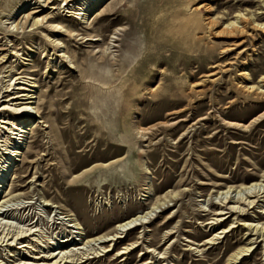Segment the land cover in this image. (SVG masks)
<instances>
[{
  "label": "rangeland",
  "instance_id": "rangeland-1",
  "mask_svg": "<svg viewBox=\"0 0 264 264\" xmlns=\"http://www.w3.org/2000/svg\"><path fill=\"white\" fill-rule=\"evenodd\" d=\"M70 1L0 0V104L16 93L5 92L6 76L30 75L40 86L36 102L42 118L29 128L22 155L12 158L9 189L36 203V218L44 216L40 203L46 200L77 216L89 236L110 233L144 208L139 199L145 164L156 196L169 190L181 195L146 233L137 229L119 244L118 249L142 235L143 245L127 264L139 263L147 246L158 252L168 248V258L156 264H227L250 243L251 255L242 264H264V237L238 225L216 245L201 247L200 253L186 251L214 236L205 227L213 213L203 212L211 208V193L258 181L264 171V117L251 124L264 114V98L241 88L244 71L255 83L264 75V30L252 25L264 23V0H103L84 21L66 6ZM199 5L210 10L197 16L196 34L188 26L189 12ZM238 13L246 17L247 33L229 40L209 35L205 16L217 20L215 33ZM36 20L41 23L33 26ZM57 25L63 33L56 32ZM51 39L63 47L55 50ZM58 54L68 57L62 67ZM226 122L247 127L230 128ZM2 128L0 155L11 148L7 143L13 137ZM139 128L151 130L148 141L136 134ZM111 161H116L111 171L98 168L71 181L74 174ZM32 179L36 183L30 184ZM110 191L119 198L99 205L100 194L109 198ZM259 210L248 215L264 219ZM234 219L225 220L223 228ZM171 230L176 233L168 243Z\"/></svg>",
  "mask_w": 264,
  "mask_h": 264
},
{
  "label": "bare ground",
  "instance_id": "bare-ground-1",
  "mask_svg": "<svg viewBox=\"0 0 264 264\" xmlns=\"http://www.w3.org/2000/svg\"><path fill=\"white\" fill-rule=\"evenodd\" d=\"M101 1L103 0H71L66 6L71 7L69 10H74L75 15H82L83 20L84 17L91 12L92 8L100 4ZM204 8L209 12L210 7L204 5H199L194 11L190 10L189 12L190 23L188 26L190 30L196 34L200 30L196 18ZM245 18L246 17L241 13H238L232 21L223 24L221 31L212 33V28L217 24V20L205 16V22H207L205 24L206 30L210 33L209 35H213L215 38L227 40L234 39L238 35H242L246 32V27L244 25ZM76 19L79 18L76 17ZM40 23L39 20H36L33 26H38ZM252 25L256 29L264 30V23L256 24L252 22ZM53 28L57 30L56 32L63 33L62 30L64 28L60 25L54 26ZM91 41L98 42L100 40L95 39ZM50 42L55 46V50L57 51L63 47L60 45L58 39H51ZM65 55L66 54H58L57 59H60V61H57V65L59 67L62 63L67 62L66 59H68V57ZM70 67L75 69L74 66ZM212 75L214 74L209 76ZM241 75H243L244 83H246L241 86L243 91L256 96L257 99H263L264 75L261 76L257 83L254 82V78L249 72L244 71ZM7 78L8 80L5 83L8 85L5 86V92L10 93L11 91H16V93L0 104L4 105L0 112L2 116L0 124L4 125L2 129H7L8 134L13 136L10 137L11 144L10 141L7 143L11 148L5 149V152L0 155V264H89L93 261L96 263L101 262L103 259H110V261L121 259V263L127 264L129 256L143 245V242L141 243L140 241L142 235L139 240L130 244H125L120 249L117 248L119 244L126 243L129 234L137 229H143V232L146 233L148 230L147 225H150L152 220L155 221L154 218L158 217V214L171 208L173 206L172 203L179 199L181 192L169 190L156 196L153 193L154 189L152 190L151 178L146 176L151 174L144 164L141 167V171L144 174L145 188L139 199V205L144 208L138 210L132 217L115 224L110 233L93 234V236H89L84 232L85 227H83L77 216L72 214V212L67 214L63 213L60 206L54 205L46 200L40 203L41 205L43 204L42 211H44V216L38 214L36 218V203L34 201H27V195L15 192L13 186L9 189L11 183L9 184L8 182L13 177L14 161L16 160H12V158H17L18 155H22V147L30 131L29 128L31 129L37 119H42L36 102L38 99L36 93L40 86L30 75L18 77L11 72L10 75L5 77V79ZM263 117L264 114L254 119L251 124L258 123ZM206 119V117H203L199 119V121H204ZM32 120V124H29ZM39 124L42 125V127L49 128L47 125L43 126L45 122L40 121ZM225 125L236 129H245L247 127L235 122H226ZM136 134L146 142L149 140L147 136L151 134V130L139 128L136 130ZM187 134L188 131L184 133L183 136ZM5 163H9V165L4 166ZM115 163L116 161L96 163L94 166L84 169L81 173L77 175L74 174L71 181H80L86 176L95 173L98 168L109 172L113 166H115ZM130 175L134 180L135 175L132 172H130ZM29 183H36V180L32 179ZM185 191H187V189H184L182 192ZM103 193L104 194H100V196H102L100 202L99 199L96 200L99 205L100 203L102 204L103 201L106 202L110 200L111 202V200L119 198V196L116 197L112 195L111 191L109 194L110 196L108 195L109 198L105 197L107 196V192ZM261 198L264 199V171L258 181H253L249 184H240L238 186H229L225 190L213 191L208 200L211 208L209 210L203 208L204 210H202L203 212H209L210 214L208 215L213 213L211 219L206 222L205 227H210V231H214V236L212 238H207L203 244L200 243V246L198 245L195 249H192L193 246H191L189 250L186 251L200 253L201 251L199 249L201 247L216 245L221 239V236L232 232L237 225L238 227H244L250 232V235L254 233L252 235L254 237H264V223L261 222L264 219L261 217H258V219L257 217L251 218L248 215L249 210H254L255 208L260 209L259 211H262V213L264 212V206H259ZM203 202L206 204L207 200ZM262 202L264 203V201ZM215 207L216 209L213 210ZM53 212L54 216H52ZM231 217H234L236 222H233L229 228H223L222 225L225 220L231 219ZM49 230H52V232L49 234L50 236L47 237L45 233ZM167 233L166 237L169 236V238L167 239L165 237L164 239H167L168 243H171L170 237L176 232L173 233L171 230ZM252 246L253 243H250V245L235 252L227 264H242V261L252 252ZM142 251L139 257V263L137 264H156L157 261H165L168 258V248L164 252H158L156 248L153 249L147 246L145 249H142ZM250 255L251 254H249V256ZM147 256L148 260H143V258Z\"/></svg>",
  "mask_w": 264,
  "mask_h": 264
}]
</instances>
